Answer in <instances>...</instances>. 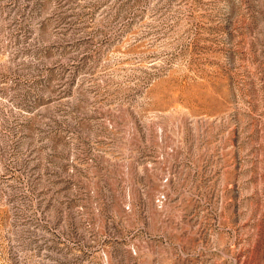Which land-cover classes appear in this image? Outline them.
<instances>
[{
    "label": "rangeland",
    "instance_id": "obj_1",
    "mask_svg": "<svg viewBox=\"0 0 264 264\" xmlns=\"http://www.w3.org/2000/svg\"><path fill=\"white\" fill-rule=\"evenodd\" d=\"M0 264H264V0H0Z\"/></svg>",
    "mask_w": 264,
    "mask_h": 264
}]
</instances>
